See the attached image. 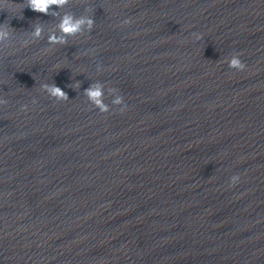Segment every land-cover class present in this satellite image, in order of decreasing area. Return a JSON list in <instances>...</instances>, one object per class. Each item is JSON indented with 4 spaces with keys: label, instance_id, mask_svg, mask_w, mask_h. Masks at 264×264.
Segmentation results:
<instances>
[{
    "label": "clouds",
    "instance_id": "obj_1",
    "mask_svg": "<svg viewBox=\"0 0 264 264\" xmlns=\"http://www.w3.org/2000/svg\"><path fill=\"white\" fill-rule=\"evenodd\" d=\"M65 3H67V0H27V7H30L33 11L41 12L47 14L49 9L55 5L56 7H62ZM8 7V4L6 3V0H0V8H6ZM85 21L84 19L77 20L73 22V18L71 16L65 15L64 18L61 21L60 29L62 32L68 35L75 34L80 29V25L83 24ZM131 20H125V24L131 23ZM87 23L89 26L92 25L93 21L91 19L87 20ZM8 25L0 24V40H3L5 37L8 36V32L4 31L3 29H7ZM41 34V29L37 27L35 29L34 35L36 37H39ZM195 39L199 40L201 39L200 34H194ZM50 42H57L54 38H50ZM63 42V41H60ZM242 53H236L232 55L229 59H227V64L229 68L237 69L239 71H244L246 69V65L241 61L240 56ZM48 92L51 96L56 97L57 99H67V95L65 92H63L59 87H56L55 85H52L48 88ZM86 95L89 97V99L100 109V112L107 113L109 111V106L104 104L101 97L103 96V91L100 86H95L92 88H89L86 91ZM5 101L3 99H0V104H4ZM115 104L120 105V112H124L127 110V104L123 98V96H117V98L114 100ZM240 181V176L234 175L230 178L229 187L234 186Z\"/></svg>",
    "mask_w": 264,
    "mask_h": 264
}]
</instances>
